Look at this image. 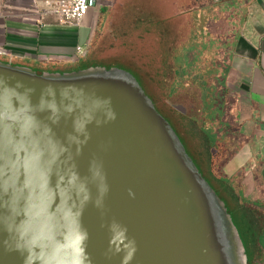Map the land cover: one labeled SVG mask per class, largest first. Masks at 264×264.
<instances>
[{"label":"water","instance_id":"water-1","mask_svg":"<svg viewBox=\"0 0 264 264\" xmlns=\"http://www.w3.org/2000/svg\"><path fill=\"white\" fill-rule=\"evenodd\" d=\"M5 58L0 264H248L258 219L153 103L137 65Z\"/></svg>","mask_w":264,"mask_h":264},{"label":"crops","instance_id":"crops-1","mask_svg":"<svg viewBox=\"0 0 264 264\" xmlns=\"http://www.w3.org/2000/svg\"><path fill=\"white\" fill-rule=\"evenodd\" d=\"M162 5L177 10L184 21L196 12L201 24L198 40L226 44L228 70L219 75L229 90V117L222 124L230 133L217 173L227 184L217 180L241 208L246 207L229 186L245 200L264 206V0H163ZM94 35L90 12L76 28L61 26L36 10L0 15V54L30 66L80 64L91 55ZM88 43L87 56L78 59L76 48Z\"/></svg>","mask_w":264,"mask_h":264},{"label":"flooded vegetation","instance_id":"flooded-vegetation-1","mask_svg":"<svg viewBox=\"0 0 264 264\" xmlns=\"http://www.w3.org/2000/svg\"><path fill=\"white\" fill-rule=\"evenodd\" d=\"M115 3L116 0H95V6L89 11L94 20L93 45L97 37L101 35L106 15ZM180 28H183L185 38L180 43L176 56L171 57L170 74L172 79L166 89V98H158L157 92L144 81L143 87L153 103L165 112L171 121L173 112L176 116L188 117L198 126L208 145L210 170L217 179L227 184L218 176L217 169L223 161L225 150L228 149L225 138L230 133V129L222 124V119L229 117V90L227 87L221 93L220 90L224 87L221 85L222 83H219L221 81L219 72L224 74L228 70L226 66L228 50L226 44H218L214 40L202 43L198 40L195 34L197 30L201 29V24L198 23L196 12L188 13V19H185ZM208 37L210 36L208 35ZM1 57L4 58V56ZM192 112H195L196 115H191ZM173 122L177 126L176 122ZM185 144L188 146L187 142ZM229 187L235 193L240 205L250 209L259 217L257 236L254 247H252L256 253L253 254V250H249L248 264H264V206L245 200L234 187Z\"/></svg>","mask_w":264,"mask_h":264},{"label":"rangeland","instance_id":"rangeland-1","mask_svg":"<svg viewBox=\"0 0 264 264\" xmlns=\"http://www.w3.org/2000/svg\"><path fill=\"white\" fill-rule=\"evenodd\" d=\"M46 1L50 0H0V15L19 9L36 10L42 15ZM162 2L163 0H116L106 15L104 28L92 47L91 55L104 61L126 59L130 64L137 65L143 77L154 81L151 89H155L158 98L165 99L167 86L172 79L171 57L176 56L185 33L183 28H180L184 20L180 19L179 12L165 7ZM167 62L170 63L169 73L161 74ZM48 67L66 69L72 65ZM172 114L179 131L192 140L197 152L206 155L204 157L210 169V158L207 152L204 153L208 151V145L198 126L188 117L176 116L173 112ZM193 114L196 115L195 112L191 113ZM214 181L216 182L215 179ZM257 223L259 225V220ZM252 253L256 252L253 250Z\"/></svg>","mask_w":264,"mask_h":264},{"label":"built area","instance_id":"built-area-1","mask_svg":"<svg viewBox=\"0 0 264 264\" xmlns=\"http://www.w3.org/2000/svg\"><path fill=\"white\" fill-rule=\"evenodd\" d=\"M46 8L43 15H50L57 24L68 27H79L90 10L95 6V0H50L44 2ZM85 52L82 47L76 48V54ZM4 56V54H0Z\"/></svg>","mask_w":264,"mask_h":264},{"label":"trees","instance_id":"trees-1","mask_svg":"<svg viewBox=\"0 0 264 264\" xmlns=\"http://www.w3.org/2000/svg\"><path fill=\"white\" fill-rule=\"evenodd\" d=\"M3 60L4 61H6V58H3ZM33 67H35V66H33ZM210 174L215 178V179H217L215 176H214V174H213V172L210 170Z\"/></svg>","mask_w":264,"mask_h":264}]
</instances>
